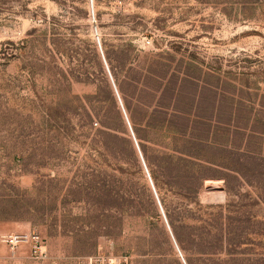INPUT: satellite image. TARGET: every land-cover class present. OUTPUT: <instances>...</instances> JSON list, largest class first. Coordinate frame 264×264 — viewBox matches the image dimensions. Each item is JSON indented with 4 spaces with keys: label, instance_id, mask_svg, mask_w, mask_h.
Returning <instances> with one entry per match:
<instances>
[{
    "label": "rangeland",
    "instance_id": "rangeland-1",
    "mask_svg": "<svg viewBox=\"0 0 264 264\" xmlns=\"http://www.w3.org/2000/svg\"><path fill=\"white\" fill-rule=\"evenodd\" d=\"M98 254L264 264V0H0V264Z\"/></svg>",
    "mask_w": 264,
    "mask_h": 264
},
{
    "label": "built area",
    "instance_id": "built-area-1",
    "mask_svg": "<svg viewBox=\"0 0 264 264\" xmlns=\"http://www.w3.org/2000/svg\"><path fill=\"white\" fill-rule=\"evenodd\" d=\"M111 77V76H110ZM115 87V86H114ZM117 93V91H116ZM120 101V98L118 96ZM121 103V101H120ZM123 109V106L121 104ZM127 119V118H126ZM129 124V123H128ZM136 142V140H135ZM137 144V143H136ZM147 171V169H146ZM148 173V171H147ZM149 175V174H148ZM151 181V180H150ZM6 246L15 251L21 246H28L31 258L39 261H45L48 258V251L42 237L34 232H11L5 237ZM182 257L180 251L178 250ZM89 264H129L127 258H111L98 254L89 260Z\"/></svg>",
    "mask_w": 264,
    "mask_h": 264
},
{
    "label": "trees",
    "instance_id": "trees-1",
    "mask_svg": "<svg viewBox=\"0 0 264 264\" xmlns=\"http://www.w3.org/2000/svg\"><path fill=\"white\" fill-rule=\"evenodd\" d=\"M84 73L85 74H87V73H89L88 75H91L90 74V72H88V71H86V70H84ZM160 109V108H159ZM101 132H103V134L104 135H106V136H110V137H112V138H114L115 140H118V130H116V129H114V128H111V127H108V128H106L105 127V130L104 131H101ZM111 132V133H110ZM105 140V143H106V145H107V143L109 142V140H107V139H104ZM114 148H115V158L119 161V162H122L123 163V161H124V156H123V153L121 152V150L120 151H118L117 150V146H114ZM119 149V148H118Z\"/></svg>",
    "mask_w": 264,
    "mask_h": 264
},
{
    "label": "water",
    "instance_id": "water-1",
    "mask_svg": "<svg viewBox=\"0 0 264 264\" xmlns=\"http://www.w3.org/2000/svg\"><path fill=\"white\" fill-rule=\"evenodd\" d=\"M151 184H152V182H151ZM152 187H153V184H152ZM153 189H154V187H153ZM154 192H155V190H154ZM158 203H159V205H160V202H159V200H158ZM160 207H161V205H160ZM163 215H164V213H163Z\"/></svg>",
    "mask_w": 264,
    "mask_h": 264
}]
</instances>
